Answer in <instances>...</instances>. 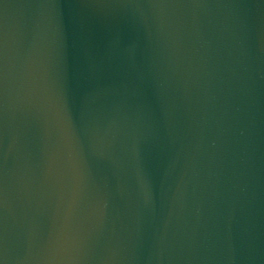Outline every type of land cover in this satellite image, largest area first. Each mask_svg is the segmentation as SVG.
Here are the masks:
<instances>
[{
    "label": "water",
    "instance_id": "water-1",
    "mask_svg": "<svg viewBox=\"0 0 264 264\" xmlns=\"http://www.w3.org/2000/svg\"><path fill=\"white\" fill-rule=\"evenodd\" d=\"M0 264H264V0H0Z\"/></svg>",
    "mask_w": 264,
    "mask_h": 264
}]
</instances>
